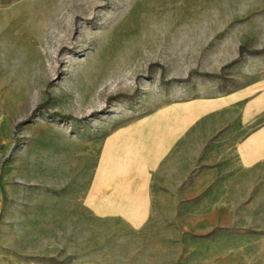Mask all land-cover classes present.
I'll list each match as a JSON object with an SVG mask.
<instances>
[{"label": "crops", "instance_id": "0c3cea01", "mask_svg": "<svg viewBox=\"0 0 264 264\" xmlns=\"http://www.w3.org/2000/svg\"><path fill=\"white\" fill-rule=\"evenodd\" d=\"M224 7L229 24L252 12ZM240 29L176 35V78L212 76L70 142L47 211L62 251L18 264H264V53L240 56L264 50V35Z\"/></svg>", "mask_w": 264, "mask_h": 264}, {"label": "rangeland", "instance_id": "374dc122", "mask_svg": "<svg viewBox=\"0 0 264 264\" xmlns=\"http://www.w3.org/2000/svg\"><path fill=\"white\" fill-rule=\"evenodd\" d=\"M243 1L252 12L229 24L225 0H0V264L62 251L47 211L70 142L212 76L176 78V35H264V0Z\"/></svg>", "mask_w": 264, "mask_h": 264}, {"label": "trees", "instance_id": "16d2710c", "mask_svg": "<svg viewBox=\"0 0 264 264\" xmlns=\"http://www.w3.org/2000/svg\"><path fill=\"white\" fill-rule=\"evenodd\" d=\"M264 53V51H253V52H250L249 54L250 55H258V54H262Z\"/></svg>", "mask_w": 264, "mask_h": 264}, {"label": "bare ground", "instance_id": "6f19581e", "mask_svg": "<svg viewBox=\"0 0 264 264\" xmlns=\"http://www.w3.org/2000/svg\"><path fill=\"white\" fill-rule=\"evenodd\" d=\"M125 33H126V32H125ZM129 41H130V39H129ZM129 41L127 40V43H128V44H131L132 42L130 41V43H129Z\"/></svg>", "mask_w": 264, "mask_h": 264}]
</instances>
